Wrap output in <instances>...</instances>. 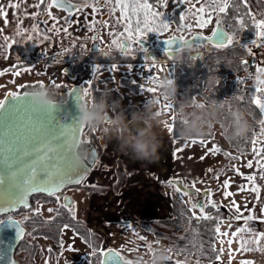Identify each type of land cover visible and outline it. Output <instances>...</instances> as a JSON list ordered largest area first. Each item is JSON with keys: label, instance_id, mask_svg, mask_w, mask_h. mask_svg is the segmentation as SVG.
Segmentation results:
<instances>
[{"label": "snow or ice", "instance_id": "snow-or-ice-1", "mask_svg": "<svg viewBox=\"0 0 264 264\" xmlns=\"http://www.w3.org/2000/svg\"><path fill=\"white\" fill-rule=\"evenodd\" d=\"M21 2L24 0H19V2H13L9 0L8 7L11 9H20ZM186 2L191 3V0H173V3L177 6H182ZM44 3V0H38L35 7L39 9ZM158 3L161 6H166L169 3V0H158ZM196 3L200 4L199 8L195 7V4L191 8L181 10L179 12V21L181 22L178 25V30L181 26L191 28L192 25H184L183 21L186 18V14L193 15L196 19V26L200 29L207 27V25L212 21V17L215 14L216 16V27L212 29L211 35H201L199 33H191L188 38L184 35L180 36H170L167 39H164L165 48L163 49V54H165L169 60L175 62L176 53L179 51L183 45H190L192 48H199L202 44H207L215 47L216 49H224L230 47L234 44V35L229 34L225 31L223 27V19L221 14L227 15V12L230 7L233 5L243 4L244 7H247V0H196ZM103 5H110L107 15L114 16L116 11H119V23L123 25V32L119 33L118 38L112 41V44L120 50V54L129 55L132 50V42L134 41L138 47L136 48L137 52L147 53V49H144L140 45L141 38L146 37L147 33H156L158 37L167 32L170 28V25L175 21L176 17L171 20L164 19V16L167 12H162L154 10L150 0H94L92 4H86V7L92 8V13L95 15L99 12L100 7ZM63 9L67 15L63 18L64 24L68 27H64L62 30L64 33H68L69 27L72 24L73 10L77 13L83 11L79 5H74L71 3V0H50L47 4V16L53 21L51 31L59 32L61 28L57 25L59 20L53 16L51 9L52 8ZM237 11L239 8L237 7ZM175 11V8L173 9ZM171 16L170 13H167ZM7 15L8 12L5 11V6L0 4V17L4 18V23L7 24ZM13 15H17V12H13ZM25 16H31L32 19H35L39 12L27 13L25 11ZM248 16L252 17V26L255 30V36L264 41V19H256L252 16L251 12L247 13ZM87 20V16H85ZM95 19L89 22V30L91 31L94 25L97 23ZM105 27H108V20L104 17L99 21ZM42 23L47 24L48 20L42 21ZM239 29L242 30L245 28V20L243 17L237 20ZM0 31H3L0 29ZM27 30L22 29V20L17 24L16 36H23ZM32 32L37 35L40 33L39 24L32 25ZM109 35H114L113 32H109ZM119 37H124L120 39ZM11 38L9 36H4L3 40L8 42ZM28 40H32V35H27ZM43 39L47 40L49 37L45 34ZM93 40L96 39L95 36L92 37ZM252 45H257V39L251 41ZM2 47V46H0ZM241 47H247L246 44H242ZM65 52L68 49H64ZM248 52H252V48H248ZM103 55L107 56V52H103ZM199 53L196 56H193V59H197ZM145 57L152 61V65H155V58L145 55ZM242 64L247 66V61H242ZM18 65H13L9 69H4L0 71V76H3L6 72L11 71L13 76H19L23 72L29 71V69H21L17 71ZM117 65H113L112 68H117ZM131 67V66H129ZM102 70L101 66H96L93 71L99 72ZM163 71V69H161ZM258 75L256 79V84L260 87L255 88V93L259 95H253L250 98V105H255L261 115H264V80L260 79V74H264V67H257L256 69ZM39 74V73H37ZM171 77V74L169 73ZM147 81H150L153 85H156L158 78L155 75L149 74L146 77ZM242 82V81H240ZM9 83H15L14 80H10ZM53 87L66 88V85L57 84L50 82ZM41 84H43L41 82ZM3 87V85H0ZM21 88L24 86L21 85ZM140 91H148L150 93L156 92V87H147L139 86ZM93 85V81L89 80L88 85L81 87H73L68 89L66 95L73 99L75 105L80 103L82 100H88L89 102L94 101L97 98L95 93H98ZM28 92L20 93L18 91H9L4 94V98L0 99V214L7 215L6 220H0V224L4 221H8L9 227L15 228V242L22 240L25 235V230L21 226L25 221L31 220L33 216L39 215L38 210H33L29 203L30 197L36 194H44L50 198H55L58 207L56 209H48L49 212H57L61 208L65 209L70 213L71 217L75 219V203L71 201V198L68 196H63V202L61 203L60 193L64 188L69 185H82L87 177V174L91 171L92 165L97 162V149L93 145V137L91 135L94 132V129L89 128L88 133H84L85 125L80 122L79 113L77 112L75 116L67 111H62L63 107L66 105V101L62 104H54L48 107H41L34 104L31 99L29 100ZM206 100H212L217 108L220 109V117L224 116V109L228 105V102L216 101L210 99L209 96L205 97ZM243 97H240V100L243 101ZM163 105L166 111L171 110L175 111L176 103L173 101H167ZM160 103V100L157 99V104ZM246 106V110L251 111V107ZM197 107H203V105H197ZM104 122L111 123V116L105 115ZM179 123L183 126L186 122L179 121L177 122L175 116L172 118V123L165 122V126L169 133L175 135L174 125ZM221 126L223 127L224 120H220ZM261 125H264V119L259 121ZM102 131H106L102 129ZM82 135L87 136L86 139H82ZM211 136V133L208 134ZM260 136H264V127L261 128ZM257 134H253V139L251 140V151L253 153L254 159L247 160L245 167L253 169L254 165L256 170L259 172V179L264 180V142L258 141L256 138ZM83 143L87 147V156L85 162H82L80 165L76 166L73 163L75 148L77 145ZM101 144L104 142L101 140ZM186 143L201 146L206 144V140L203 138L200 139H191L186 141ZM259 145V146H258ZM238 151L243 152L242 149H237ZM183 151L182 148L176 150V152ZM222 149L215 143L211 144V147L206 149L204 155H201L199 159L201 161L209 155L215 156L218 153H221ZM174 158H179L176 153L173 154ZM223 155L229 159H240V157L233 156L228 152H223ZM192 159V157H189ZM232 170L236 172L237 175L243 177L247 183L242 184L237 188V192L229 191L228 189L232 186L231 178L225 179L223 181V197L224 200H228L230 197L233 199L229 204H224L221 201L219 204L212 199L214 195L211 189L201 190L196 188L197 183H204V181L197 179L196 181L190 182V187L185 185L188 182L180 181L176 179H170L169 184L176 185V192L183 197H188L187 203L190 206L189 211L192 213V216L189 218L195 219L197 224L201 221H215V227L210 231L213 233V243L211 251L213 253L217 252L215 247L216 239H218L221 247L219 248V254L215 256L216 261H221L222 256L225 252L223 245L227 243L229 245L227 251L229 254L228 264H232L233 259V250L231 245L235 241L238 245L236 248V253H261L264 254V231H259L255 229L250 222L259 219L261 224H264V205L260 207L261 216L258 218L254 215L255 205L252 208L248 207L247 201L244 205L237 203L234 199L235 195L243 192H251L255 194V200L257 203L261 201V185L257 183V174L253 172L251 174L245 175L240 171L235 165L232 166ZM214 170L209 167L207 172L212 173ZM223 169L216 172V175L213 177L219 181V177L222 174ZM197 195H203L206 197V201L197 200L193 202V197ZM211 207L215 210V214H208L206 209ZM26 209L32 212V216H25L23 220L16 221L12 218L10 213L16 212L19 209ZM221 209H227L230 213L229 215L223 216L220 215ZM243 209V210H242ZM247 211V215L244 214V211ZM197 212L199 214H197ZM54 219V218H53ZM228 221L227 229L221 231L220 225L224 221ZM236 221H242L240 224H236ZM45 223H50V221H45ZM64 229L70 227V225L65 224ZM129 229L133 226L128 225ZM191 227V224H190ZM234 228V230H232ZM152 231L151 229H148ZM196 235H199V229L193 230ZM140 240L145 238L139 233H134ZM47 238V237H45ZM226 238V239H225ZM85 243L89 244L92 248V255L99 256L100 259L98 264H133L129 259H126L120 251H117L112 248H103L97 247L95 244H91L87 238H83ZM183 240L184 238H179ZM6 244L3 240H0V264H16V261L11 259L10 250L16 246V244ZM6 245V246H5ZM60 246L63 248V240L60 241ZM195 248V245H193ZM73 245H68V250H72ZM149 250L151 251V245H148ZM186 249L177 247L168 248L169 255L164 259V262L167 264H183L180 260H173L172 253L183 252ZM49 253L52 252L51 248H48ZM199 254H204V249L201 245L199 249ZM48 264V261L45 262ZM198 264V261H197ZM239 264H256L254 259H241Z\"/></svg>", "mask_w": 264, "mask_h": 264}, {"label": "rangeland", "instance_id": "rangeland-1", "mask_svg": "<svg viewBox=\"0 0 264 264\" xmlns=\"http://www.w3.org/2000/svg\"><path fill=\"white\" fill-rule=\"evenodd\" d=\"M26 1L29 3L30 8H32V5H35L38 2V0H26ZM72 1H74L76 5H79L83 9V11L80 13H77L75 10H73V16L71 18L72 24L69 27V31L67 34L64 33L62 30L64 27H68V25H65L63 21V18L67 15V13L64 11L65 12L64 15H57L55 11L63 10V9H59L55 7L51 9L53 16L59 20V24L57 26L61 28V31L59 32L51 31L53 21L49 19L47 16V11H48L47 4L50 1L44 0V3L41 5L39 9L35 7L34 8H35V12H39V15L36 17L38 22L40 23L41 20L44 21L47 19L48 23L44 24L41 22L40 33L38 35L36 33H33L32 28H30L29 26L24 28L25 30H27V32L24 34L25 38L22 43L19 41V36H16L17 29L14 28L13 30H11L12 38L8 41L9 44H11L12 46V49L10 51L12 53H18L21 55L27 54L28 51H25V50L20 51L21 50L20 48L27 43V40H28L27 35H32L33 39L39 38L40 44L45 45L43 46L45 60L51 59L55 61L61 57L67 58L68 60L64 62L63 64L68 67L67 69L71 71V73H73L71 74L72 75V78H71V77H68L63 72V70L62 71L60 70L62 74L61 76L63 78L59 79V81H56L54 83L63 84V85H66L67 87L70 86L71 84L77 83L81 85V88H83L88 85L89 80H92L94 87L101 92L105 91L108 94L110 93L113 94L117 92L119 94L118 96H120L121 102L118 103L117 105L114 104L111 107V109L108 107V105L111 102L119 99V97L114 99L113 101L110 100L107 103H105L106 110H105L104 115L107 114L113 118L115 116V112L113 110L116 108V106H121V104L126 103V105H129L132 107L129 109L130 114L126 117V118H129L128 123H127V128L128 130L131 131V128L128 127L129 126L128 124H131L132 119L130 118L133 115V113H142L146 115L147 113L145 112V106L151 102L152 98L157 96V90L154 93H150L148 91H140L139 86L142 85L145 88L156 87V85H153L150 81L146 80V77L149 74L155 75L157 78H160L161 76H167L170 80H172V62L173 61L169 60L167 56H163L162 53L158 52L157 59L155 58V65L151 66L152 61L147 59L145 56H143L142 52L136 51V48L138 47V45H136L134 41L132 42V50L129 55L120 54L119 49L116 48L112 44V41L118 38L119 33L123 32V25L118 22L119 15H120L119 11H116L114 16H109L107 15V12H108L109 7H111L110 5H103V6L97 5L98 7H100V10L95 15H93L92 8L86 7L85 5L94 3V0H72ZM151 1L153 4H156L158 2V0H150V3ZM201 2H203V0H201ZM193 4H195L196 8L200 7V4L196 3V0H191V3L186 2L185 4H183L182 10L186 11L187 9L191 8ZM174 5L175 4L173 3V0H169V3L166 6H162L160 11L170 13L171 8ZM248 11L251 12L252 16H254L256 19H264V16H259L258 14L259 12L257 13V11L253 9V7L249 3H248ZM13 12H17V15H14V16L18 17V19L23 15V12L19 13L17 9H13ZM167 13L165 14V16L168 15ZM85 16H87L88 18L87 20L85 19ZM102 17L108 20V27H105L102 23L99 22ZM93 19H95L98 22L94 25L93 29L90 31L89 22ZM215 21H216V16L214 14L212 17V21L207 25V27L200 29L199 27L196 26L195 17L193 15L186 14V18L183 21V24L184 25L191 24L192 25L191 28L181 26L180 30H178V25H180L181 22L180 21H178V23L173 22L170 25L169 30L161 34L159 37H158V34L150 32V33H147L146 37L144 38L154 42L157 38L166 37L171 34H177L179 36L184 35L185 37H187V36H190L191 33L198 32L201 35H209L216 24ZM223 27L229 34H232L230 30L227 28L226 23L224 22H223ZM92 32H97L95 36L96 37L95 41L99 46H101L103 50H105V52L111 55L113 54L120 55L126 58V60H114V61L107 60L105 55L101 54L102 55L101 56L99 54V51H97L98 49L95 51L94 49L92 50L90 48L92 44V38H91ZM109 32H113L114 35H109ZM45 34L49 37V39L47 40L43 39V36ZM119 38L124 39V37H119ZM234 38L240 39V37H238L237 35L236 36L234 35ZM243 39L248 41V43H246L247 53H249L248 48H252V52L247 55L251 56L249 62L251 63L250 67L251 68L253 67L254 69V73H245L243 71H238L237 74L238 76L242 75V76H247L249 78V79H246V78L243 79L242 83L249 84L250 80H252V84L255 87V84H254L255 77H256V74H258L256 69L257 67L264 66L263 64L264 62V41L259 40L255 36V39H257V45H252L251 41L253 39H250V38L247 39V35L241 38L240 40L243 41ZM75 44H81L82 47L75 48L74 46ZM204 45H207V44L206 43L202 44L198 48V49H201V53H203L205 50L207 51L211 47V45H207L208 48L205 49ZM64 49H68V51L65 52ZM196 49L197 48L195 47L192 48L190 45L187 47H182L179 51H177L176 59H179V57L183 56L181 54L182 52H185L187 55H189L191 51L196 50ZM77 63H80L79 65L80 67L78 70H77V67L75 66ZM113 65H117L118 67L113 69L112 68ZM96 66H101L102 70L99 72H94L93 69ZM161 69H163V71H161ZM52 73H54V71L50 72L49 70H47L46 80H49L50 78H52L53 76ZM169 73L171 74V77L169 76ZM235 75L236 73H231V72L226 73L223 78V84H227V81L232 80V78H234ZM55 77L57 78V75H55ZM119 77L129 78L131 81H134L137 84L138 97H136V99H130V98H135V97L134 96L129 97L128 94L131 89L128 86H126L125 88H122L117 85L118 84L117 81L119 82L118 80ZM192 81L193 83L198 82L200 87L203 88L202 87L203 81L199 82L197 81V79L192 80ZM45 85L49 87L50 89L54 90L55 93H56V90L58 91L59 89H61V88L53 87L50 82ZM119 88L122 90L121 92L122 94H120L119 91L117 90ZM108 94L99 95L98 102L102 101V99H105V97L108 96ZM256 94L257 93L253 95H256ZM110 96H111L110 98L113 99V96L112 95ZM130 100H134V103L132 102L130 104H127L128 101L131 102ZM193 100L197 102L204 101V99L201 97L199 93L193 94ZM165 103L166 101H164L161 98L160 103L157 104L156 107L152 108L153 112H157V111L164 112V115L161 118L162 120L161 124L164 127H166L165 122H168V123L172 122V115H173L171 110L166 111L164 109L163 105ZM260 118H261V114L257 121L258 124L254 128V130H255V134H257L256 138L258 139V141L264 142V137L259 135L261 131V129L259 128ZM155 128L156 127H154L153 129L154 132H156ZM220 129L221 128L218 125V123L214 121V126L208 129V132L211 133V137L203 138L206 140L205 145L201 146L199 144H196L194 145V147L192 146L191 148H188L187 151L183 149L181 161L176 162L175 165L177 166L175 170L172 171L171 176L179 177L182 179V181L188 182L186 184V186L188 187H190V182L196 181L197 179L202 180L204 181V183L202 184L197 183L196 188H199L201 190L203 189L206 190L210 188L214 194L212 196V199H214L218 204L221 201H223L224 204H229L230 201L233 199V197H230L228 200H224V197H223L224 189L222 187L223 181L225 179L231 178L232 186L228 190L234 193L237 192V188L240 185L247 183V181L243 177L237 175L236 172L232 170V166L235 165L236 167H238L240 171L244 173L245 175L256 172L257 177H258L259 172L258 170H256L255 165L253 169H249L244 166L247 160L254 159L253 153L251 150L249 152L246 151L243 153H238L237 157H240V159H235V160L228 159L223 155V152L230 153L233 150L227 146V143L224 137L220 133ZM101 130H102V127L97 129L98 132ZM166 130H167V127L165 128V130H163V133H165ZM83 131L84 133H88L89 132L88 127H85ZM131 133L135 135L133 131H131ZM86 137L87 136L82 135L81 138L85 139ZM212 143H215L216 145H218L222 149V152L216 154L215 156L209 155L205 158V160L201 161L199 157L205 154L206 149L211 147ZM98 144L101 145L100 142ZM176 144L178 143H175V146H177ZM250 146L252 148V145ZM110 148L111 149L107 147L103 148L102 146L101 149H106L105 153L104 154L101 153V155L99 156V160L97 159L98 161L96 162V164L92 165V169L87 174V177L84 183H87L90 179L93 178V173L96 170H99V169L102 170L104 168L103 167L104 164H107L109 160L112 161V157L114 155L116 157V155L122 154L117 146L116 147L110 146ZM194 148L197 149V151H195ZM176 149L178 148L176 147ZM191 153L193 155H197L198 162L195 163L194 168H186L185 163H191V161H189V160H192V159H189V154L191 155ZM179 154L180 152L176 153V155L180 158ZM102 160H104L103 161L104 163H101ZM209 167H211L214 170L212 173L207 172V169ZM105 169H104V172L102 173L103 175L106 176V173L110 174V170L108 169L105 170ZM222 169H223V172L219 177V181H217L213 177L216 175V172H217L216 170H222ZM126 172L127 170L123 171V176L125 175ZM257 183L260 184L261 186H264L262 181L259 179V177L257 179ZM87 184H90V183H87ZM81 187H82L81 185L79 186L72 185V186L67 187V189L65 190V192L70 195L71 201L75 203V217L76 218H80L83 215V212L81 210L83 209L82 206L85 201L83 199H80L79 193L83 194V191H84ZM87 193L89 194V192ZM246 193L247 192H243V193H238L237 195H235L234 199L237 201V203L241 205L244 203ZM249 193L251 195V192ZM198 197L201 198L202 201H206L207 199L203 195L194 196L193 199L196 200ZM184 198L185 197H183L182 199ZM97 200L100 202L101 198L99 197ZM29 202H30L31 208L33 210H38L39 216H41L42 218H50L53 212H49L48 209L50 208L53 209L54 206L58 205L55 198H48L47 196H44L42 194L32 196ZM224 210L226 213L230 214L227 209H224ZM26 213H27L26 210H23V211L21 210V211H17L13 214H8V215H11L17 218L18 220H22L23 216ZM197 214L199 213L197 212ZM94 215L95 213L92 216ZM6 216L7 215H2L0 217H6ZM77 216H80V217H77ZM100 225L101 224H99V226ZM128 225H132V224H126L124 226L117 225L116 227L112 226L110 229H108L109 227L107 225L104 227L100 226L103 231L108 232V235H107V232H105V235H104V238H102L100 247L104 248L106 246H111L115 248L116 250L120 251L121 254L126 259L131 260L133 264L136 261H138L139 264H151L152 255L155 249L163 246L167 248L168 250L169 247L165 239L153 237L151 232L146 231L143 228L140 229L136 227L138 225L136 226L132 225L133 227L131 229L127 227ZM63 226L60 229V233H59L60 240H63V248H61L60 243H59L58 249L56 248L54 249V247L57 244L56 243L57 241H53L50 238H45L44 236H41L39 234L32 235L29 232L25 233V239L37 242V247L33 255L34 260L39 263L48 261V263H51V264H92L89 262V257H88V255L93 251L92 248L89 247V245L86 244L84 241H82L80 237L77 234H75L70 227L67 229H64ZM133 229H135L137 231L136 233H139L145 239L140 240L138 236H135L134 235L135 230ZM69 244L73 245L72 250H68ZM149 244L151 245V251L148 248ZM216 245L217 243H215V247ZM48 248L52 249L51 255H47ZM19 253L20 251L17 253H14V257ZM172 258L173 260L182 261L183 264H197V261H198V264H210L209 260H206L203 257H196L193 255V253L174 252L172 253Z\"/></svg>", "mask_w": 264, "mask_h": 264}, {"label": "trees", "instance_id": "trees-1", "mask_svg": "<svg viewBox=\"0 0 264 264\" xmlns=\"http://www.w3.org/2000/svg\"><path fill=\"white\" fill-rule=\"evenodd\" d=\"M248 3L257 11L259 16H264V1L263 0H247ZM152 3V1H151ZM247 3V4H248ZM154 10L160 11L161 5L157 2L153 4ZM237 7L239 10L237 11ZM175 8V11L173 9ZM182 6L174 5L171 8V16H164V19L171 20L176 17L174 23H178L179 21V12L182 10ZM248 6L244 7L243 4L233 5L229 8L227 15L221 14V18L223 22L226 23L227 28L233 35H237L238 37L243 38L247 35V39H255V30L252 26V18L247 15ZM243 17L245 20V28L240 30L237 24V20ZM238 38H234V44L230 47L224 49H216L211 46L207 51L205 50L201 53L197 59H193L185 52L181 54L183 56L179 57V59H175V62H172V80L175 82L176 92L175 97L172 100L176 103V109L173 111V116L177 122L182 121L177 116L176 113L183 108L185 105L189 104L193 101V94L199 93L201 97L205 100V97L210 99H214L216 101L228 102V105L224 109V116L220 117V109L217 108L215 116L213 120L218 123L220 126V133L224 137L227 146L231 148L233 151L230 152L231 155L237 156L238 153L249 152L251 150V140L253 139V134L255 133L254 128L257 126V121L260 117L259 109L255 107V105H250V98L255 94V87L252 84V80L250 83L244 84L242 83L243 79H249L247 76H238V71H243L245 73H254L253 67H250V64L247 63V66L242 64L243 56H246L247 49L246 47H241L242 44L248 43L247 40H240ZM101 55V53L99 52ZM102 56V55H101ZM107 60H126V58L120 55H108L106 56ZM128 60V59H127ZM26 61L15 62L14 65H24ZM80 63H77L75 66L77 70L79 69ZM236 73L235 77L232 80H228L227 84H223V78L226 73ZM197 79V81L202 83V87L198 84V82L193 83L192 80ZM119 82L125 86H128L131 91H137V84L134 81H131L126 77H119ZM242 81V82H240ZM22 89H30L34 87L32 84L23 85ZM64 87H61L58 91L56 90V98L61 99L64 97ZM108 94L105 91L95 93L97 98L93 102H97L99 100V95ZM112 95L113 99L110 98ZM119 94L117 92L113 94H108L105 99H102L104 103H107L110 100H114L118 98ZM240 97H243V101L240 100ZM110 98V99H109ZM109 99V100H108ZM212 102V100H208ZM90 103V102H89ZM251 107V111L246 110V106ZM233 107H239L246 110L247 113L250 114V122H251V131L243 138L239 139H230L225 129L230 124L231 116L230 110ZM131 106L126 105L123 108L117 111V114L124 115ZM223 119V127L221 126L220 120ZM172 123V122H171ZM185 127V124L181 126L179 123L174 125L175 135L171 133L173 137H182V138H191V139H200L204 137H211L208 134V130L203 135H191V136H181L180 131ZM89 130V128H88ZM93 143L98 141V137L92 132ZM87 138V137H86ZM85 138V139H86ZM80 145V144H79ZM86 145H84L85 147ZM98 149V145H96ZM237 149H242L243 152L238 151ZM229 159V158H228ZM220 171V170H216ZM117 179H115L112 183V187H118L123 181V169H117ZM168 182V181H167ZM75 185V184H72ZM69 185V186H72ZM84 188H93V185H85L82 184ZM174 187V186H173ZM100 187H97L99 189ZM175 194L171 197V211L170 215L163 218H154L151 220H137L136 223L146 231L152 233L155 238H163L167 241L168 247H177L186 249L183 251L184 253H193L196 257H203L206 260H211L217 254L211 251L212 243H213V233L210 231L215 227V221H201L199 225L195 219L189 220L192 216V213L188 210L189 205L187 203L188 197H185L186 202L180 198L178 193L176 192V187H174ZM42 194V193H41ZM38 195V194H36ZM44 195V194H42ZM46 196V195H44ZM200 196V195H199ZM48 197V196H47ZM31 198V197H30ZM50 198V197H48ZM199 198V197H198ZM195 202V199H193ZM58 207L54 206L53 209ZM26 210V209H19ZM18 210V211H19ZM27 213L23 216H32V212L26 210ZM17 212V211H16ZM208 214H215V210L211 207L206 209ZM15 213V212H13ZM10 213V214H13ZM4 214H0L2 216ZM220 215L226 216V212L224 209H221ZM22 218V220H23ZM54 218V219H53ZM45 221H50V223H45ZM25 225V233L29 232L30 234H39L41 236L52 239L53 241H57L54 249L59 248L60 243V229L63 225L68 224L72 231L77 234L82 241L83 238H87L91 244L97 245L100 247L102 237L101 235L90 229L83 220L80 218L73 219L65 209L61 208L59 214L53 211V214L50 218H42L41 216H33L31 220L25 221L23 223ZM191 224V227H190ZM31 225V226H29ZM199 229V235H196L193 231L194 229ZM183 237L181 240L179 238ZM85 242V241H84ZM87 244V243H86ZM89 245V244H88ZM195 245V248L193 247ZM203 247L204 254H199L200 247ZM37 247V242L32 240L25 239V235L22 240L18 241L15 248L14 253L20 251L15 257L18 260V264H45V262H36L34 260V251ZM90 247V246H89ZM217 249V248H216ZM54 251V250H53ZM52 253V252H51ZM51 253L47 252V255H51ZM89 262L92 264H98L99 256H93L92 252L88 255ZM51 264V263H48ZM151 264H154L151 259ZM160 264H167V262L161 261Z\"/></svg>", "mask_w": 264, "mask_h": 264}, {"label": "crops", "instance_id": "crops-1", "mask_svg": "<svg viewBox=\"0 0 264 264\" xmlns=\"http://www.w3.org/2000/svg\"><path fill=\"white\" fill-rule=\"evenodd\" d=\"M13 2H19V0H13ZM0 4L4 5L5 11L8 12L7 24L4 23V18L0 17V29L3 30L0 31V46H2L0 47V71H3L4 69H9L15 64V62L21 61H26V63L24 65H19L17 71H20L21 69L25 68L29 69V71L23 72L19 76H13L11 71H8L3 76H0V85H3V87H0V98L6 91L20 90L21 85L32 84L35 87L41 84V82L43 84H47L49 82L59 81V79L63 78L61 76L62 74L60 70H63V72L68 77L72 78L71 74L73 73H71V71L67 69L68 67L63 64L68 60L67 58L61 57L55 61L51 59L45 60V54L43 52V46L45 45L40 44L39 38L27 40V43L20 48V51H28L27 54L21 55L18 53H12L10 51L12 49V46L11 44H9V42H5L3 40V37L9 36L10 38H12L11 30H13L14 28L17 29V24L20 20H22V29L26 28L27 26L32 28L33 24H39L40 27L42 20H39V23L36 18L32 19L30 15H24L25 11H27V13L29 14L35 12V8H30V5L26 0H24V2H21L20 4V9L18 10V12H23V15L19 19L18 17H15L13 15V9L8 7L9 0H0ZM55 13L57 15L65 14L64 10H57L55 11ZM24 38L25 35L19 36V41L22 43ZM47 70H49L50 72L54 71V73H52V78H50L49 80H46ZM55 75H57V78L55 77ZM257 75L258 74H256L254 82L255 88L260 87V85L256 84ZM260 79L264 80V74H260ZM10 80H14L15 83H9ZM117 83L119 87H126L125 85L120 84L118 81ZM117 90L120 94H122V90L120 88ZM128 95L129 97H135L130 99H136V97H138V90L136 92L130 90ZM130 101L131 102L128 101L127 104H130L132 102L134 103V100ZM120 102L121 99L119 96V99L111 102L108 107L111 109L114 104L117 105ZM124 106H126V103L121 104V106H116V108L113 110L115 112V115L117 114V111L123 108ZM129 114L130 110L127 111L123 116L127 117ZM261 119H264V115H261L260 120ZM138 122L143 124L142 128L145 127V122L143 120ZM104 125L105 126H102V129H105L106 131L101 130L98 132L97 129L92 128L94 129L93 133L97 137H100L98 138L97 143H99L101 140L104 142L101 145L98 144V160L101 153L104 154L106 150L101 149L102 146L103 148L107 147L111 149L110 146L116 147L119 144V139H111L108 134V128L106 126L110 125V123L106 124L104 122ZM128 125V127L131 128V131H133L134 133H136V130L139 128L138 126H132L131 124ZM262 127H264V125L260 124L259 128L261 129ZM165 128L166 127H164L162 124L155 128V134L157 140L159 141V147L157 149L159 156L158 160L153 163L138 161L133 159L130 155L131 149H125L124 152L121 151V155L118 154L116 155V157L114 155L112 157V161L109 160L107 164H104V168L102 170H96L93 173V178L87 182L90 184L83 183L85 185H93V188H84L81 185V188L84 191L83 194L79 193L80 199H83L85 202L82 206L83 209L81 210L83 212V215L81 217H77H80V219L82 218L85 224L90 229L98 232L102 238H104L105 232L107 231H103L100 226L104 227L107 225L109 227L108 229H110L112 226H124L126 224H132L136 226L138 225L136 223L137 220H151L154 218H163L170 215L171 197L173 194H175V190L173 184H169L167 181H169V178L172 177L171 173L173 170H175L177 166L175 165L176 162L181 161L182 151L180 152V158L178 159L174 158L173 154L177 153L175 151L177 150L176 147L178 149L182 148L187 151L188 148H191L192 146L194 147V145L186 143V141L191 140L190 138L173 137L171 133L168 132V130L163 133V130H165ZM175 143H178L176 144L177 146H175ZM195 151H197V149H195ZM190 156H192V160H189L191 161V163H185L186 168H194L195 163L198 162L197 155H193L191 153V155L189 154V157ZM103 161L104 160H102L101 163H104ZM118 168H122L123 171L127 170V172L123 176L122 183L118 187L113 188L112 183L115 179H117L116 172ZM104 169L110 170V174L106 173V176L103 175L102 172H104ZM261 181L264 185V180ZM97 187L100 188L97 189ZM261 188V201L259 203H257L255 200V194L251 193L250 195L249 192L246 193L244 201V203L247 201L249 208H252L253 205H255L254 215L258 218L261 216L260 207L264 205V186H261ZM87 192H89V194ZM99 197L101 198L100 202L97 200ZM183 200L186 202L185 198ZM244 203L242 205H244ZM94 213L95 215L92 216ZM244 214H248L246 210L244 211ZM96 222L101 225L99 226V224H97ZM235 223L240 224L242 223V221H236ZM250 224L255 229L259 231H264V224H261L259 222V219L250 222ZM227 225L228 221L225 220L224 223L220 225L221 231L228 230ZM136 227L141 229L139 225ZM232 230H234V228ZM136 232L137 231L135 230L134 233ZM218 239L219 238L216 239L217 250H219V248L221 247L218 242ZM223 247L225 248V252L222 256L221 261H216L214 257L209 260L210 264H228L229 254L227 249L229 245L225 243ZM237 247L238 245L234 241L231 245V248L233 250L232 264H239V261L241 259H254L256 261V264H264V254L236 253L235 250ZM217 254H219V251H217Z\"/></svg>", "mask_w": 264, "mask_h": 264}, {"label": "clouds", "instance_id": "clouds-1", "mask_svg": "<svg viewBox=\"0 0 264 264\" xmlns=\"http://www.w3.org/2000/svg\"><path fill=\"white\" fill-rule=\"evenodd\" d=\"M157 96L152 98L151 102L145 106L147 113H133L130 119L135 121L143 120L145 127L138 128L135 135L127 128L128 119L122 114H116L108 128V134L111 139H119L118 149L124 152L125 149H131L130 155L133 159L146 163H153L159 159L157 149L159 141L154 132V127L162 123L161 117L163 111L153 112L152 108L157 106V99L172 101L175 97L176 86L173 80L167 76H161L156 83ZM31 101L41 107L59 104L54 90L45 84H39L28 90ZM203 107H197V105ZM80 110V120L88 128L99 129L104 125L106 105L103 101L89 103L88 100H82L78 106ZM217 107L213 102L204 100L203 102L191 101L181 108L176 116L185 121V127L180 131L181 136L203 135L208 129L214 126L213 117ZM231 121L225 131L230 139H239L245 137L252 129L250 114L246 110L233 107L230 110ZM87 156V149L81 143L77 147L73 159L74 165H80ZM168 256L167 248L161 246L154 250L152 260L154 264H160ZM134 264H139L138 261Z\"/></svg>", "mask_w": 264, "mask_h": 264}, {"label": "water", "instance_id": "water-1", "mask_svg": "<svg viewBox=\"0 0 264 264\" xmlns=\"http://www.w3.org/2000/svg\"><path fill=\"white\" fill-rule=\"evenodd\" d=\"M49 1H50V0H49ZM71 3L74 4V5H76L75 2L72 1V0H71ZM214 27H216V24H215ZM225 31H226V30H225ZM194 33H198V32H194ZM211 33H212V31L210 32L209 35H211ZM199 34H200V33H199ZM173 35L179 36V35H177V34H171V35L166 36V37L157 38V39L155 40V43H156L161 49H164V48H165V43H164V41H162V40L167 39L168 37L173 36ZM93 36H95L94 33L92 34V37H93ZM188 37H189V36H187L186 38H188ZM139 43H140V45L143 46V48H145V47H147V45L150 43V40H147V39H145V38H141V40H140ZM187 46H189V45H183L182 47H187ZM90 48H91V49H95V48H96V42H95V41H92V44H91V47H90ZM204 48L207 49L208 46H207V45H204ZM119 51H120V50H119ZM197 53H199V55H200V54H201V49H196V50L191 51V52L189 53V56H190V57L196 56ZM145 55H148V56H151V57L154 58L153 52H151V51H149V50L147 51L146 54L144 53V56H145ZM73 87H81V85H80V84H77V83L71 84L70 86H68L67 88H65V89L63 90V92H64V97L61 98V99H57V100L59 101V104H62V103H64L65 101L67 102L66 105L63 107L62 111H67V112H69V113L71 114V116H75L76 113L78 112V113H79V118H80V110H79V108L77 107L79 103H78L77 105H75L74 100L71 99V98H69V97L66 95L67 90H68V89H71V88H73ZM28 90H29V89H22V90H17V91L20 92V93H23V92H28ZM6 92H9V91H6ZM6 92H5V93H6ZM5 93H4V94H5ZM4 94L1 96L0 99H3V98H4ZM28 99L30 100V98H28ZM80 122H81V120H80ZM81 123H82V122H81ZM82 124H83V123H82ZM131 125H132V126H139V128H142V125H143V124L140 123V122H138V121L132 120V121H131ZM77 147H78V145L76 146L75 151H76ZM86 149H87V148H86ZM83 162L86 163L85 159H84ZM170 179H176V180H180V181H182V179L179 178V177H172V178H169V180H170ZM173 186L176 187L175 184H173ZM185 186H186V185H185ZM186 187H188V186H186ZM203 190H204V189H203ZM203 190H202V191H203ZM63 196H68V197H70V195H69L68 193L64 192V193L61 195V202H63ZM70 198H71V197H70ZM197 200L202 201L201 198H197L195 201H197ZM226 215H228V213H226ZM12 218H13L14 220H16V221H20V220H18L17 218H15V217H13V216H12ZM6 219H7V216H6V217H0V220H6ZM8 223H9L8 221H4L2 224H0V240H3L6 244H12V243L15 242V228H14V227H9V226H8ZM21 226H22V227L24 228V230H25V227L23 226V224H22ZM17 242H18V241H16L15 244H17ZM5 246H6V245H5ZM14 248H15V247H13V248L10 250V256H11V259H13L14 261H16V264H18V260L14 257ZM104 248H112V249H115V248H113V247H111V246H106V247H104ZM115 250H116V249H115ZM117 251H118V250H117ZM99 259H100V257H99Z\"/></svg>", "mask_w": 264, "mask_h": 264}, {"label": "flooded vegetation", "instance_id": "flooded-vegetation-1", "mask_svg": "<svg viewBox=\"0 0 264 264\" xmlns=\"http://www.w3.org/2000/svg\"><path fill=\"white\" fill-rule=\"evenodd\" d=\"M95 34V36H96V33L97 32H92V34ZM91 34V35H92ZM91 38H92V36H91ZM92 41H95V40H93L92 39ZM96 42V41H95ZM151 43H149L148 45H147V47H145L144 49H147V51L149 50V51H151V52H153V55H154V58H156L157 59V54H158V52H160V53H162V55L163 56H166L165 54H163V49H161L156 43H155V41L154 42H152V41H150ZM98 49V50H97ZM93 50V49H92ZM95 50H97V51H99L101 54L103 53V52H105V50H103L102 48H101V46H99L97 43H96V48L94 49V51ZM108 55H111V54H108ZM107 55V56H108ZM142 55L144 56V52H142ZM106 57V56H105ZM112 61H114V60H112ZM139 127V126H138ZM98 143L97 142H95V143H93V145L96 147V145H97ZM78 147H79V145H78ZM87 147V146H86ZM85 147V148H86ZM97 149V148H96ZM97 156H98V149H97ZM67 187H69V186H67ZM67 187L66 188H64L63 190H62V192L60 193V196L65 192V190L67 189ZM29 201H30V199H29ZM30 203V202H29ZM19 211H21V210H19ZM23 211V210H22ZM23 226L25 227V225L23 224ZM17 259V258H16Z\"/></svg>", "mask_w": 264, "mask_h": 264}, {"label": "built area", "instance_id": "built-area-1", "mask_svg": "<svg viewBox=\"0 0 264 264\" xmlns=\"http://www.w3.org/2000/svg\"><path fill=\"white\" fill-rule=\"evenodd\" d=\"M74 46H75V48H81V47H82L81 44H75ZM250 57H251V56H248V55H247V56H243L242 59L245 60V61H247L248 64H251V63L249 62V61H250ZM245 196H246V195H245ZM244 201H245V199H244ZM228 215H229V214H228Z\"/></svg>", "mask_w": 264, "mask_h": 264}]
</instances>
